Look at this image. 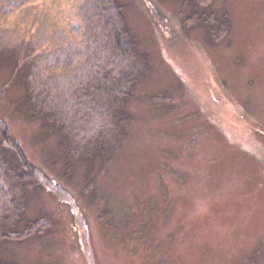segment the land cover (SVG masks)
Here are the masks:
<instances>
[{
  "label": "rangeland",
  "instance_id": "obj_1",
  "mask_svg": "<svg viewBox=\"0 0 264 264\" xmlns=\"http://www.w3.org/2000/svg\"><path fill=\"white\" fill-rule=\"evenodd\" d=\"M77 2L30 0L1 27L22 33L43 13L78 40ZM119 2L151 72L133 88L127 136L106 162L67 169L51 127L27 117L21 81L1 92L12 67L0 62V118L71 194L31 195L22 221L47 214L55 227L2 248L1 261L264 264V0H214L230 19L219 43L185 23L192 6L182 0Z\"/></svg>",
  "mask_w": 264,
  "mask_h": 264
},
{
  "label": "trees",
  "instance_id": "obj_2",
  "mask_svg": "<svg viewBox=\"0 0 264 264\" xmlns=\"http://www.w3.org/2000/svg\"><path fill=\"white\" fill-rule=\"evenodd\" d=\"M29 1L0 0V62L12 67L1 92L21 81L27 117L51 127L67 169L82 160L106 162L127 136V104L133 88L151 72L149 56L139 49L119 0H78V40L43 13L33 15L22 33L1 27L6 12ZM213 1L182 3L192 6L185 23L202 26L211 41L219 43L230 19L212 7ZM42 191L71 201L63 186L29 161L0 118V250L52 232L55 223L47 214L22 221L29 197Z\"/></svg>",
  "mask_w": 264,
  "mask_h": 264
}]
</instances>
